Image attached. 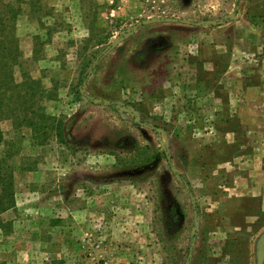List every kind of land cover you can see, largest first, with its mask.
Instances as JSON below:
<instances>
[{
	"label": "rangeland",
	"instance_id": "374dc122",
	"mask_svg": "<svg viewBox=\"0 0 264 264\" xmlns=\"http://www.w3.org/2000/svg\"><path fill=\"white\" fill-rule=\"evenodd\" d=\"M22 7L15 78L41 81L64 139L1 122L20 210L0 213V264H259L264 0Z\"/></svg>",
	"mask_w": 264,
	"mask_h": 264
},
{
	"label": "trees",
	"instance_id": "16d2710c",
	"mask_svg": "<svg viewBox=\"0 0 264 264\" xmlns=\"http://www.w3.org/2000/svg\"><path fill=\"white\" fill-rule=\"evenodd\" d=\"M22 3L23 0H0V143L4 142L1 122L6 119H11L18 128L27 126L37 130L40 124L46 136L50 134L47 130L55 129L61 140L64 137L62 122L56 127L55 118L42 108L44 90L41 81L27 73L20 82L15 78V66L23 64L16 31V22L23 12ZM15 204L12 175L0 174V213L14 208ZM0 224L3 226L2 221Z\"/></svg>",
	"mask_w": 264,
	"mask_h": 264
},
{
	"label": "water",
	"instance_id": "95a60500",
	"mask_svg": "<svg viewBox=\"0 0 264 264\" xmlns=\"http://www.w3.org/2000/svg\"><path fill=\"white\" fill-rule=\"evenodd\" d=\"M173 20L178 21V19H175V18H174ZM181 21H182L183 23H186V24H195V25H204V26H208V25H219V24H222V23L225 22V21L209 20V21H207V22H205V23H200V22H191L190 20H186V19H183V20H181ZM132 32H133L132 30H128V33H132ZM122 39H124V36H120V37L116 38V39L112 42V45H115V44L119 43ZM82 91H83V89H82ZM96 101L100 102L101 100L97 99ZM155 129H156V130L158 131V133H159V141H160V144H161L162 148L165 150V149H166V145H165V142L162 140L161 129L158 128V127H155ZM172 169H173V171L176 172V173L179 172L178 169L175 168V167H173ZM191 197L193 198V196H191ZM198 224H199V222H198V220H197V221H196V225H198ZM193 244H194V242H193ZM190 250H192V247H191ZM190 252H191V251H190ZM259 264H262V256H261V254H260V257H259Z\"/></svg>",
	"mask_w": 264,
	"mask_h": 264
},
{
	"label": "crops",
	"instance_id": "0c3cea01",
	"mask_svg": "<svg viewBox=\"0 0 264 264\" xmlns=\"http://www.w3.org/2000/svg\"><path fill=\"white\" fill-rule=\"evenodd\" d=\"M21 16V15H20ZM32 20H37V19H32ZM18 26H19V24H18ZM17 35H18V33H17ZM20 39V38H19ZM2 128V127H1ZM3 130V129H2ZM4 140H5V138H4ZM2 143H4V142H2ZM2 143H0V144H2ZM18 203H17V206H15L14 208H10V209H8V210H6V211H4L3 213H8V212H10V211H14V210H20V208L18 209ZM27 207V206H26ZM58 221V220H57ZM42 222L43 221H41V226L43 227V228H45L46 227V225H43V224H45V222L42 224ZM37 223V222H36ZM47 224V223H46ZM52 225H54V221L50 224V226H52ZM49 225L47 226V227H50ZM262 264H264V255H263V257H262Z\"/></svg>",
	"mask_w": 264,
	"mask_h": 264
}]
</instances>
